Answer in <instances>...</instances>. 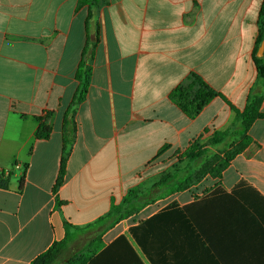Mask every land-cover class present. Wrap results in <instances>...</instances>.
<instances>
[{
  "label": "crops",
  "instance_id": "1",
  "mask_svg": "<svg viewBox=\"0 0 264 264\" xmlns=\"http://www.w3.org/2000/svg\"><path fill=\"white\" fill-rule=\"evenodd\" d=\"M262 2L0 0V174L11 172L0 188V264H30L73 233L90 245L87 225L177 160L166 157L229 128L249 94L263 97L264 113L254 61ZM85 49L90 85L71 119ZM192 73L222 96L194 118L170 99ZM39 118L52 127L48 139L37 138ZM248 134L221 177L144 206L108 229L104 247L125 235L142 264H155L129 228L159 214L157 264H264V118ZM95 263L139 264L114 260L113 248Z\"/></svg>",
  "mask_w": 264,
  "mask_h": 264
},
{
  "label": "trees",
  "instance_id": "2",
  "mask_svg": "<svg viewBox=\"0 0 264 264\" xmlns=\"http://www.w3.org/2000/svg\"><path fill=\"white\" fill-rule=\"evenodd\" d=\"M79 1L80 4L89 3V0ZM97 35L98 32H96V39ZM86 54L87 50L85 49L84 57L76 73V79L80 82V86L67 113V116L71 119L75 114V108L85 100L90 85L92 69L89 66V59ZM254 61L258 71V78L264 80V0L258 16V36L255 42ZM249 95L245 109L242 111L235 110L236 117L229 128L216 130L205 142H201L200 139L196 140L182 156H178L177 161L170 168L161 172L156 182L146 190H142L140 185L135 186L127 191L119 203L112 202L110 210L106 215L85 227L86 230H92L93 232L90 242V248L94 251L93 255L86 257L76 254L67 259L64 264H96L95 262L103 258L111 248L114 249V260H137L139 264H142L140 257L133 250L125 235L117 237L109 247H104L103 235L108 229L110 230L119 222L138 214L144 206L154 203L160 198L175 192L185 191L208 175L216 178L221 177V172L251 143L252 139L248 132L252 124L255 120L264 118V113L261 112L263 97L253 94ZM215 97L222 98L197 73H192L189 82L179 85L170 93V99L190 118L196 117ZM39 121L41 124L37 132V138L48 139L52 132V127L41 118H39ZM68 133L66 122L64 124V147L60 172L53 187L58 207L63 204L57 195L59 188L65 181L66 165L71 152V147H68L66 139ZM164 151L165 149L160 153L162 154ZM26 168L27 166H25ZM10 173L3 171L0 174V188H8ZM24 184L25 173L20 179V189L23 188ZM156 190L160 191V194L156 196L152 195ZM175 208L176 204L173 202L166 209ZM158 217L159 214H156L151 219L134 223L129 228V233L134 242L139 246V249L142 250L149 260L154 261L155 264L157 263L152 251L155 248L157 252V248L156 246L150 248V245L157 233V227L152 226H155L154 222H156ZM65 244V240L55 242L30 264H56Z\"/></svg>",
  "mask_w": 264,
  "mask_h": 264
},
{
  "label": "rangeland",
  "instance_id": "3",
  "mask_svg": "<svg viewBox=\"0 0 264 264\" xmlns=\"http://www.w3.org/2000/svg\"><path fill=\"white\" fill-rule=\"evenodd\" d=\"M178 156H182V154H179V155L173 154L171 156L166 157V160L169 159L170 161H172V160L174 161V159H177ZM157 177L152 178L151 180H148V181L144 182L143 184H141L140 185L141 189L146 190L148 187H150L152 184H154L156 182ZM209 177H212V176H209ZM213 178H216V177H213ZM158 194H160V191H157V190L152 193V195H154V196H156ZM136 215H134V216H136ZM139 219H140V216L138 215L137 218L135 219V221H137ZM125 226H127V225H125ZM75 234L76 233H73L71 238H68L66 240L65 247H64L63 251L61 252L56 264H64L67 259L73 257L76 254H79V255L81 254V255H84L86 257L93 255L94 251L90 248L91 245L86 244L85 240H82L81 237L78 239H75V236H74Z\"/></svg>",
  "mask_w": 264,
  "mask_h": 264
}]
</instances>
